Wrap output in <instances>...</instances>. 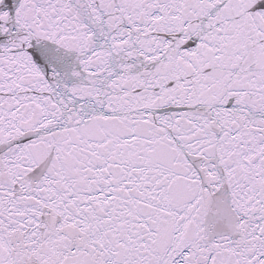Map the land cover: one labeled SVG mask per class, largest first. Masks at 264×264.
I'll return each instance as SVG.
<instances>
[{"label": "snow or ice", "instance_id": "1", "mask_svg": "<svg viewBox=\"0 0 264 264\" xmlns=\"http://www.w3.org/2000/svg\"><path fill=\"white\" fill-rule=\"evenodd\" d=\"M0 264H264V0H0Z\"/></svg>", "mask_w": 264, "mask_h": 264}]
</instances>
